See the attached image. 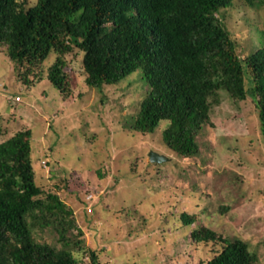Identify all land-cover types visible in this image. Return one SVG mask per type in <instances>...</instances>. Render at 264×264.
<instances>
[{"label": "rangeland", "instance_id": "374dc122", "mask_svg": "<svg viewBox=\"0 0 264 264\" xmlns=\"http://www.w3.org/2000/svg\"><path fill=\"white\" fill-rule=\"evenodd\" d=\"M222 13L240 57L263 46L264 0L253 7L235 0ZM57 56L33 68L25 84L24 69L0 46V143L31 129L37 183L60 195L81 231L67 234L81 239L69 247L74 255L86 264L91 250L97 264H201L212 249L193 243L191 232L205 226L247 241L264 264V136L252 99L214 89L200 152L182 157L163 141L166 122L153 133L132 128L150 88L140 72L90 87L75 48L63 56L70 91L62 93L47 77ZM151 152L167 159L153 162ZM183 213L195 222L184 224ZM35 235L63 246L53 227L36 228Z\"/></svg>", "mask_w": 264, "mask_h": 264}, {"label": "trees", "instance_id": "16d2710c", "mask_svg": "<svg viewBox=\"0 0 264 264\" xmlns=\"http://www.w3.org/2000/svg\"><path fill=\"white\" fill-rule=\"evenodd\" d=\"M243 1L253 7L263 0ZM234 3L37 0L29 6L27 0H0V46L24 69L25 84L32 82L33 68L57 53L47 77L62 93L70 91L63 56L75 48L83 53L90 87L118 84L140 72L150 88L132 128L153 133L166 122L164 143L179 156L192 157L200 152L198 137L211 124L209 95L216 88L237 100L250 97L264 136V41L259 50L240 57L222 18ZM261 33L264 39V26ZM32 152L31 129L0 143V264H86L69 248L81 242L67 235L72 229L81 234L73 210L55 190L37 183ZM181 218L186 225L195 222L188 213ZM47 227L58 233L62 248L36 238L35 229ZM191 237L212 249L201 264H260L243 239L205 226L192 230ZM90 256V263L97 264L96 251Z\"/></svg>", "mask_w": 264, "mask_h": 264}, {"label": "water", "instance_id": "95a60500", "mask_svg": "<svg viewBox=\"0 0 264 264\" xmlns=\"http://www.w3.org/2000/svg\"><path fill=\"white\" fill-rule=\"evenodd\" d=\"M167 158L164 157V156H161L157 153H154V152H151L150 153V160L153 161V162H162L164 160H166Z\"/></svg>", "mask_w": 264, "mask_h": 264}, {"label": "built area", "instance_id": "2783aa9c", "mask_svg": "<svg viewBox=\"0 0 264 264\" xmlns=\"http://www.w3.org/2000/svg\"><path fill=\"white\" fill-rule=\"evenodd\" d=\"M15 99H16V100H21V97H20V96H17ZM42 163L44 164V166H46V161H43ZM93 196H94L93 194H90L89 196H87V200H88V201L93 200ZM88 211H89V212L92 211L91 206L88 207Z\"/></svg>", "mask_w": 264, "mask_h": 264}]
</instances>
